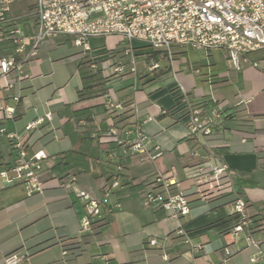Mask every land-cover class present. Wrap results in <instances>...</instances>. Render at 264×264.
I'll list each match as a JSON object with an SVG mask.
<instances>
[{"label": "crops", "instance_id": "crops-1", "mask_svg": "<svg viewBox=\"0 0 264 264\" xmlns=\"http://www.w3.org/2000/svg\"><path fill=\"white\" fill-rule=\"evenodd\" d=\"M32 7L25 11L22 2L16 0L9 12L10 17H24L18 24L27 36L34 31L29 15ZM72 39L69 35L50 37L39 45L35 59L24 65L21 74L11 71L0 75V171L14 163L18 151L16 140L8 135L22 133L24 126L38 117L43 118L42 124L35 131L23 132L21 141L28 139L32 149H42L48 155L41 193L28 194L22 182L6 184L0 176V264L17 248L28 253L20 264H106L107 260L166 264L161 257L162 243L169 254L168 264H264V47L243 55L236 68L218 48L197 51L175 46L171 64L165 56L140 43L133 44L141 66L136 67L135 75L109 79L107 91L136 103L137 122L162 154L152 161L120 158V187L112 200L118 197L122 209L104 211L92 231L79 233L78 219L83 210L76 208L75 199L63 185L66 175L75 173L80 186L98 197L104 176L115 171L117 162L108 161L102 153L98 159L84 158L82 164L66 169V151L78 143L61 130L67 120L66 105L71 109L91 107L96 127L107 124L103 95L79 101L78 75L76 98H68L62 84L65 74L55 77L56 69H62L67 58L75 63L77 72L76 63L82 54ZM66 42L75 49L66 51ZM90 46L99 54L120 50L105 42ZM13 53L10 39L0 40V58ZM152 61H158L160 67L148 72L146 66ZM178 84L193 104L203 107V115L218 111L212 136L188 133L187 107ZM47 113L50 119L45 117ZM79 125L81 129L84 120H79ZM53 132L56 138H52ZM207 161H220L251 181L243 184L242 191L246 211L254 221L251 237L259 243V249L243 234L231 233L234 217L228 204L207 201L217 193L203 199L195 193L188 169ZM158 173L170 181L172 188L187 195L188 214L176 218L160 207L143 205L138 198L128 199L129 189L139 186L141 198L145 189L159 188L160 183L154 179ZM179 226L184 235L174 234ZM150 238L157 239L158 245L149 246ZM225 247L232 253L227 255Z\"/></svg>", "mask_w": 264, "mask_h": 264}, {"label": "built area", "instance_id": "built-area-1", "mask_svg": "<svg viewBox=\"0 0 264 264\" xmlns=\"http://www.w3.org/2000/svg\"><path fill=\"white\" fill-rule=\"evenodd\" d=\"M15 1L0 0V40L10 39L14 45L13 54L0 58L1 76L11 71L21 74L24 65L35 59L43 41L61 35L72 36L83 55L90 52L91 66L98 67L107 80L126 74L135 75L138 54L133 47L134 42L165 56L171 64L175 59V46L197 51L222 49L236 68L243 55L264 47V0H34L29 14L34 22L31 36L25 35L18 24V20L24 17L9 16ZM107 36L117 37L124 46L119 51H107L106 57L96 60L89 39ZM159 67L158 61H152L146 69L152 72ZM174 78L177 80L176 73ZM178 87L187 107L188 133L212 136L218 111L212 110L211 116L203 115V107L193 104L185 89L180 84ZM103 106L108 128H97L91 132V137L97 144L109 145L105 158L117 162L115 171L104 176L102 193L98 197L80 186L75 173H68L63 183L67 191L83 200V212L78 219L79 233L92 231L104 211L122 209L118 197L110 198L120 187V158L152 161L162 154L159 146L152 145L150 136L137 122L135 102L124 101L107 91L103 94ZM6 110L10 111V108ZM45 117L50 119V114ZM42 122V117L29 121L22 133L35 131ZM22 133L8 135L16 140L18 151L14 163L1 170L0 176L6 184L22 182L27 186L28 194L33 191L41 193L48 155L42 149H32L28 139L21 141ZM52 138H56L54 132ZM188 170L195 184V193L202 199L231 190L234 171L220 161L194 164ZM154 179L160 183L159 188L145 189L141 194L143 204L160 207L176 218L188 214L187 195L181 189L172 188L170 181L160 173ZM228 206L234 217L231 233L234 236L243 234L251 246L259 249V243L251 237L254 221L246 211L244 198L238 196ZM174 234L184 235L182 226L176 228ZM148 245L157 246L158 240L150 238ZM165 247L166 244L162 243L161 257L168 264L169 254ZM198 248L200 246L193 248L192 253ZM225 252L229 255L232 250L225 247ZM27 254L25 250L12 252L4 257L3 264H20ZM256 260L257 256H254L252 261Z\"/></svg>", "mask_w": 264, "mask_h": 264}, {"label": "trees", "instance_id": "trees-1", "mask_svg": "<svg viewBox=\"0 0 264 264\" xmlns=\"http://www.w3.org/2000/svg\"><path fill=\"white\" fill-rule=\"evenodd\" d=\"M76 69L80 77L81 85L77 90L78 100H85L95 96L103 95L107 92V79L102 75L98 67L91 66V58L89 54L82 55L76 63ZM66 123L61 127L63 133L72 137L78 143L77 146L66 151V169L82 164L84 158L98 159L101 154H106L108 148L103 145H93V138L91 132L97 130L96 125L92 119V108L83 107L79 109H71L66 105ZM84 120L85 125L80 127L79 120ZM108 128L107 124H103L100 129ZM97 152V155H95ZM251 182L249 178L234 171L233 183L230 191L212 195L207 199L212 204H229L232 203L238 196L243 197V184ZM245 200V199H244ZM246 201V200H245ZM39 247L36 249L38 250ZM20 248L10 251L5 256L12 252L19 251ZM28 254L26 255V257ZM25 257V258H26ZM107 264H134V261L126 263H116L112 260H107Z\"/></svg>", "mask_w": 264, "mask_h": 264}, {"label": "rangeland", "instance_id": "rangeland-1", "mask_svg": "<svg viewBox=\"0 0 264 264\" xmlns=\"http://www.w3.org/2000/svg\"><path fill=\"white\" fill-rule=\"evenodd\" d=\"M17 1H21L23 6H24V9L25 11L28 9V7L30 5L33 4L34 0H17ZM73 40V39H72ZM90 44L93 46L94 44H100L102 42H105V44L107 46H115V48L117 47V49H121L124 44L119 41L117 39V37H107L105 40L102 39V38H95L91 41H89ZM135 44V42L133 43ZM72 45H73V42H72ZM66 48V51L68 50H72V49H75L74 47L71 46V43L70 42H66V46H64ZM97 50H94L92 53H93V56L95 57L96 60H100V59H103L104 57H106V52H104L103 54H99L100 51H97ZM110 50H108L109 52ZM188 53H192L193 51L191 49H187ZM82 54V52H81ZM88 54V53H86ZM193 54V53H192ZM83 55V54H82ZM89 55H90V58H91V53L89 52ZM81 57V56H80ZM69 58L66 59V65H64L62 67V69H56V72H55V77H59L60 76V73H64L65 74V77L62 81V84L65 83V85H63V88H64V91L66 92V96L68 98H73L75 99L76 98V88L78 87L79 85V77H78V74L75 70V63L72 62L71 60H68ZM137 66L138 68L141 66V62L137 63ZM146 91V89H144V92ZM77 181L78 183L80 184L79 182V178L77 177ZM25 185V184H24ZM26 187V186H25ZM140 190V187H135V188H132V189H129L128 192H129V198L128 199H134L135 198H138L140 203L143 204L141 198H139V195H138V191ZM72 198L75 199V206L77 209H80V210H83V200H81L80 198H77L76 195L74 193H70L69 194ZM111 200H112V197H110ZM144 205V204H143ZM71 224V223H70Z\"/></svg>", "mask_w": 264, "mask_h": 264}]
</instances>
